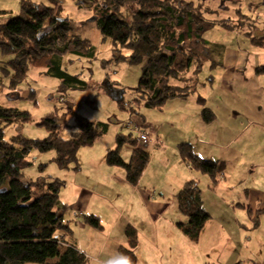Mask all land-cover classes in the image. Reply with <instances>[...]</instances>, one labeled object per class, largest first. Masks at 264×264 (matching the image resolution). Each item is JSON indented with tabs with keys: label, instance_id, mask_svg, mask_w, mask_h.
<instances>
[{
	"label": "trees",
	"instance_id": "16d2710c",
	"mask_svg": "<svg viewBox=\"0 0 264 264\" xmlns=\"http://www.w3.org/2000/svg\"><path fill=\"white\" fill-rule=\"evenodd\" d=\"M21 1L26 17L13 18L0 25V52L12 57L4 63L3 75L0 73V88L6 77L9 89L17 91L31 70L43 69L46 76L61 82L63 92L87 90V83L63 70V58L68 54L88 59L96 57L92 41L84 38L82 25L64 18L65 0H46L48 5ZM83 1L91 5L103 39L111 40L119 52H131L128 58L120 53L109 62L127 61L137 69L138 79L133 88L138 97L136 101L144 102L147 109L156 112H163L173 99L187 100L197 89L203 67L201 57L213 56L218 47L204 38L205 33L215 26L235 28L229 19H208L206 14L211 9L204 4L196 6L185 0H134L137 9L130 22L121 19L120 1L123 0ZM254 43L264 46L263 39L256 38ZM106 64L103 61V66ZM215 66L213 63L212 67ZM256 73L264 75V66L257 68ZM198 103L203 106V121L213 123L217 116L205 106L206 99L199 96ZM31 118L29 112L6 108L0 102V264H85V256L67 241L73 238L74 230L65 221L68 208L61 202L66 182L27 181L24 171L31 165L30 154L37 151L55 153L50 163L78 172L80 150L93 147L98 138L107 133L108 126L84 117H78L74 125L47 118L41 124L49 133L46 139L29 140L19 135L6 141L7 127L16 122H30ZM97 127L101 130L97 131ZM68 129L78 130V133L65 141L62 135ZM133 133L117 135L116 148L109 152L106 163L109 167L124 169L127 183L136 187L148 168L151 155L140 146L143 143ZM125 145L133 149L129 162L122 157ZM178 150L190 170L208 177L213 186H219L226 178L225 162L200 157L188 143L180 144ZM175 198L177 208L187 219L177 227L191 243L197 244L212 220L205 209L203 193L190 181ZM85 223L96 230L103 229L97 216H87ZM126 237L129 248L123 250L120 261L136 264L138 232L129 226Z\"/></svg>",
	"mask_w": 264,
	"mask_h": 264
},
{
	"label": "crops",
	"instance_id": "0c3cea01",
	"mask_svg": "<svg viewBox=\"0 0 264 264\" xmlns=\"http://www.w3.org/2000/svg\"><path fill=\"white\" fill-rule=\"evenodd\" d=\"M249 9L256 11L257 3L252 2ZM252 42L255 44L254 39ZM255 45L264 48L259 43ZM223 52L225 56V49ZM259 76L264 78V75ZM261 77L257 76L256 80H261ZM190 97L187 100L169 101L163 112H156L158 113L156 117L149 113L144 126L139 127L149 136L150 142L145 146L153 149V156L136 187L129 185L126 176L118 175L113 171L114 167H109L106 163L107 155L116 148V144L108 146L102 152L105 160L102 156L104 168L101 170H106L104 174H88L80 178V174L84 172L82 165L78 172L69 170L74 172L77 179L69 197L63 193L71 186L69 182L61 192V202L67 206L70 213L66 214L65 221L74 230L73 238H67V241L75 245L85 256V264H122L120 261L122 252L129 248L126 237V229L129 226L138 232L136 264H264V254L259 252L254 254V247L264 249V240L260 235L264 227L257 218L259 213L264 214V115L261 119L263 123L261 141L254 148L249 136L252 117L245 115L246 111L237 116L231 107L223 111L212 109L217 118L214 123L206 124L201 115L203 106L198 100L192 101ZM160 116L161 119L156 120L158 127L154 128L150 117ZM189 118L192 119V123L188 121L185 124L186 131L189 129L196 132L191 136L185 137L182 132L167 139V135L162 133L166 126L174 129L178 121L184 122ZM205 125L216 126L217 131L222 128L224 133L230 134L232 138L230 143L225 144V139L221 135L207 140L206 135L200 134V131L206 130ZM76 133L78 130L68 129L63 132L62 137L68 141ZM183 143L191 144L196 154L204 159L225 162L227 170L233 163L236 176L228 174L227 171L226 178L222 180L220 186L218 188L213 186L208 177L209 181H205L201 178L205 176L192 172L181 159L178 146ZM85 150L87 149L80 150V158ZM225 152H228L229 160L223 158ZM132 153L133 149L131 156ZM157 159L160 163V167L156 168L158 173L155 168L152 169ZM172 168L176 173L174 177L166 173ZM259 168V185L254 188L252 180ZM165 175L168 179L164 178ZM190 181H194L202 191L205 209L212 216L197 244L191 243L177 227V224L185 223L187 219L177 208L175 197ZM226 185L228 189L223 190ZM233 188H237L238 194L228 200L227 194ZM244 192L248 196L247 204L241 202ZM211 204L217 209L215 212L219 217L217 222L214 221ZM254 214H257V217L254 218ZM90 215L100 219L102 230H96L85 223V218ZM220 215L223 220L221 223ZM257 230L258 233L255 235L254 232ZM231 243L235 245L232 249L228 248ZM228 250L232 251L231 254H227Z\"/></svg>",
	"mask_w": 264,
	"mask_h": 264
},
{
	"label": "rangeland",
	"instance_id": "374dc122",
	"mask_svg": "<svg viewBox=\"0 0 264 264\" xmlns=\"http://www.w3.org/2000/svg\"><path fill=\"white\" fill-rule=\"evenodd\" d=\"M31 1L37 5L49 4L46 0ZM185 1L195 3L196 6L204 4L205 8L211 9L210 13L206 14L208 19L216 21L229 19L230 23L235 26L233 30L215 26L205 33L204 38L208 42L218 45V47L215 48L213 56L202 55L203 67L199 74L197 89L191 94L190 98L192 101H197L198 97L201 96L206 99L205 106L216 111H223L231 107L237 116L246 111L245 115H251L252 117V128L249 131V136L254 148H256L261 141L263 125L261 119L264 115V90L262 91L264 89V78L257 75L255 70L258 66L264 65V48L253 44L252 41L255 38L264 40V0H230L226 3L223 0ZM120 2L122 3L120 8L121 19L130 22L137 9V1L123 0ZM252 2L257 3L258 9L256 11L249 9ZM63 16L82 25L84 38L90 39L92 46L95 47V59L78 57L72 54H68L63 58V70L87 83L88 89L85 91L68 90L63 92L61 82L53 77L46 76L43 69L31 70L17 91L9 89V79L4 77V85L0 88L1 104L6 108H17L22 112H29L32 116L30 122H16L7 127L5 129L6 141L19 135L29 140L46 139L49 133L46 127L41 124L47 118H55L60 124L65 125L76 124L78 117L105 124L108 126V132L97 140L93 149L83 148L87 150L83 152L82 158H80V153L78 155L80 167L82 165L84 169V172L80 174V178H84L88 174L102 175L106 171L101 170L102 167L104 168L102 163V156L105 160L104 153L102 154L104 149L110 145H117L116 137L118 133L130 134V131L125 130L123 127L128 124L143 127L149 113H153L152 115H155V117L158 113L147 109L144 102L136 101L138 97L133 91L134 85L132 84L135 83L137 78V69L132 68L127 61L118 62L115 60L109 62L119 56L120 53L128 58L131 52L128 50L119 52L113 46L111 40L103 39L91 5L83 0H65ZM19 17H26L21 0H0V25L7 24L11 19ZM223 49H225V56ZM183 50L182 47L180 52L182 53ZM11 58L0 52L1 75H3L4 63L11 60ZM103 61L107 63L105 66H103ZM213 63H216L215 67H212ZM221 63H223V66H219ZM257 76L261 77V80H256ZM61 98L64 99L62 103L60 102ZM159 119H161V116L158 118L150 117L154 128L158 127L156 120ZM188 121L192 123L191 118L184 122L178 121L174 129L166 126L162 133L167 135V139H171L182 132L185 137L191 136L195 131L189 129L186 131L185 124ZM147 125L149 126L148 123ZM205 127L206 130L200 131V134L206 135L207 140L221 135L225 139V144L230 143L232 139L229 136L230 134L224 133L222 128L217 131L216 126L205 125ZM97 131H100L99 127H97ZM133 135L135 136V133ZM241 142L240 140L239 143ZM140 146L151 157L153 156L151 147L143 144H140ZM131 150L132 147L129 145H125L122 150L126 161L130 159ZM253 152L255 156L256 150L254 149ZM223 156V158L229 160L228 152H225ZM54 157L55 153L53 152L39 153L33 151L29 156L31 165L24 171V179L45 183L61 180L66 182V186L69 182L71 186L68 190H64L66 187L63 188L64 195L69 197L77 176L73 171L60 169L57 164L50 163ZM158 167H160L159 159L155 161L152 169L155 168L156 173H158L159 171L156 169ZM229 167L228 174L232 173L235 177L237 174L234 171L235 165L232 163ZM112 169L118 175L126 176L124 169ZM169 171L166 173L170 177L176 176L173 168ZM164 178L168 179L167 175ZM201 178L209 181L207 177ZM259 180L260 168L257 169L252 180L254 188L259 185ZM227 189L228 185L223 188V190ZM239 189L238 187V192ZM206 191L208 193V190ZM237 194V188H233L231 192H228L227 199H233ZM207 202L210 204L209 201ZM241 202L247 204L248 196L246 192H244ZM210 206L214 210V221L217 222L219 218L215 213L217 209L213 204ZM253 217H257V214H254ZM257 218L264 227V214L259 213ZM222 221L220 215L219 222ZM254 233L257 235L258 230ZM260 235L261 239L264 240V228ZM234 246V243H231L228 248L232 249ZM231 252V250H228L227 254H231ZM255 252L264 254V249L254 247V254Z\"/></svg>",
	"mask_w": 264,
	"mask_h": 264
},
{
	"label": "built area",
	"instance_id": "2783aa9c",
	"mask_svg": "<svg viewBox=\"0 0 264 264\" xmlns=\"http://www.w3.org/2000/svg\"><path fill=\"white\" fill-rule=\"evenodd\" d=\"M126 130L133 131L137 134L138 141L143 144H148L149 136L145 130L140 129L139 127H133L132 125L128 124L124 127Z\"/></svg>",
	"mask_w": 264,
	"mask_h": 264
},
{
	"label": "clouds",
	"instance_id": "9594fccd",
	"mask_svg": "<svg viewBox=\"0 0 264 264\" xmlns=\"http://www.w3.org/2000/svg\"><path fill=\"white\" fill-rule=\"evenodd\" d=\"M125 126H126V125H125ZM125 126H124V127H125ZM134 133H135V132H134ZM135 134H136V133H135ZM136 135H137V134H136ZM137 140H138V138H137Z\"/></svg>",
	"mask_w": 264,
	"mask_h": 264
}]
</instances>
